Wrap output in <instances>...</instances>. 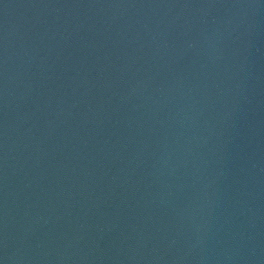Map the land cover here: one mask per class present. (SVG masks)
<instances>
[{
  "label": "water",
  "instance_id": "95a60500",
  "mask_svg": "<svg viewBox=\"0 0 264 264\" xmlns=\"http://www.w3.org/2000/svg\"><path fill=\"white\" fill-rule=\"evenodd\" d=\"M0 264H264V0H0Z\"/></svg>",
  "mask_w": 264,
  "mask_h": 264
}]
</instances>
